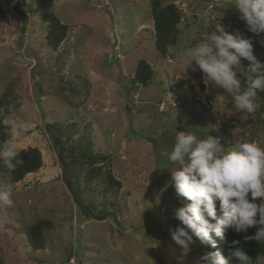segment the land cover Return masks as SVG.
Listing matches in <instances>:
<instances>
[{"label":"rangeland","instance_id":"obj_1","mask_svg":"<svg viewBox=\"0 0 264 264\" xmlns=\"http://www.w3.org/2000/svg\"><path fill=\"white\" fill-rule=\"evenodd\" d=\"M21 1L25 20L9 13L15 0H0L7 11L0 18V95L10 90L4 119L10 131L24 125L8 140L18 149L38 147L42 166L16 183L11 203L0 207L2 264H196L205 254L199 240L194 237L184 252L169 232L183 226L175 211L190 201L177 196L167 169L175 166L166 154L183 130L219 138L226 149L246 141L264 146V92L257 90L260 107L241 122L238 114L229 115L230 94L206 90L195 63L187 67L191 51L219 22L252 38L254 55L264 62V34L246 30L231 0H162L174 3L182 18L176 43L160 52L148 0ZM47 12L69 28L56 50L46 45ZM141 59L152 78L131 84ZM54 136L82 209L66 183ZM80 150L107 157L87 184ZM105 170L120 181L117 193L105 191ZM8 174L0 163V189L9 187ZM38 216L54 226L44 231V247L33 250L24 229ZM209 247L223 256L220 243Z\"/></svg>","mask_w":264,"mask_h":264},{"label":"clouds","instance_id":"obj_2","mask_svg":"<svg viewBox=\"0 0 264 264\" xmlns=\"http://www.w3.org/2000/svg\"><path fill=\"white\" fill-rule=\"evenodd\" d=\"M25 3L32 4L33 0ZM231 3L248 32L256 37L264 34V0H231ZM259 43L264 46V39ZM242 59L249 62L247 67L241 63ZM193 62V71L201 73L206 90L219 88L230 94L229 115L238 114L242 122L260 107L254 101L257 90L264 92V62L254 55L252 38L239 32L233 34L217 22L214 30L205 33L194 46L187 67ZM241 77L246 78L243 87ZM18 127L24 125L13 124L10 135L14 136ZM166 155L175 166L167 169L177 196L190 201L175 211L183 226L169 229L176 245L187 252L195 237L202 245L215 248L212 234L223 238L228 228L236 232L256 228L255 234L245 239L264 242V146L246 141L226 149L219 138H200L195 132L183 130L176 132L172 149ZM0 163L11 171L23 164L16 143L0 141ZM11 191L10 186L0 189V207L11 203ZM234 255L241 264L252 262L244 251L238 250ZM196 264H227V261L218 252H208Z\"/></svg>","mask_w":264,"mask_h":264},{"label":"trees","instance_id":"obj_3","mask_svg":"<svg viewBox=\"0 0 264 264\" xmlns=\"http://www.w3.org/2000/svg\"><path fill=\"white\" fill-rule=\"evenodd\" d=\"M150 14L153 22V38L154 44L158 51L163 52L168 46L174 45L177 41L179 29L178 24L181 21L182 15L180 9L172 2L163 3L162 0H148ZM6 9L0 5V18L6 16ZM9 13L20 20L26 19V13L23 10L21 0H15L10 6ZM48 26L45 34L46 45L52 50H56L67 35L69 30L68 25L61 22L53 12H47L43 15ZM153 71L149 63L144 60H138L134 76L130 80L131 84L146 85L152 78ZM10 90H6L0 95V141H7L11 135L10 127L5 124L4 119L9 114V106L11 105ZM55 137V146L59 160L62 163L63 173L66 183L69 186L74 200L80 209L84 206L80 200L79 189H75L66 176V163L63 159V147L58 138ZM20 158L23 160L22 165H18L14 171L9 170L8 185L14 188L15 184L21 181L27 174L34 173L42 166V156L38 147H27L18 149ZM78 164L80 167L87 166V171L84 176V183L91 182L96 175L101 171L97 163H102L107 158L105 155L92 154L87 150H80L78 155ZM104 189L106 192L113 194L117 193L121 188V183L117 180L109 170L104 172ZM259 203V200L257 201ZM86 207V206H85ZM218 207V204H217ZM91 216L96 219H103L104 214H94L91 207H86ZM219 216V211L217 212ZM54 223L50 218L36 217V219L25 225L24 234L26 240L33 250L42 249L45 245L44 231L53 228ZM256 232V228H250L247 232H236L233 228L225 230L223 238L217 239L212 235L216 246L220 243L223 250V257L227 264H241L238 257L234 253L238 250L244 251L251 257V264H258L259 260L264 257V242L258 243L254 240H246V236H252ZM235 242V243H234ZM205 253L213 252L209 246H202ZM0 264L2 260L0 258Z\"/></svg>","mask_w":264,"mask_h":264}]
</instances>
